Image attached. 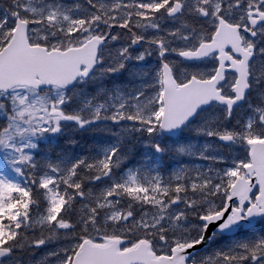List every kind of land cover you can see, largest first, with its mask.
<instances>
[{
	"label": "snow or ice",
	"instance_id": "snow-or-ice-1",
	"mask_svg": "<svg viewBox=\"0 0 264 264\" xmlns=\"http://www.w3.org/2000/svg\"><path fill=\"white\" fill-rule=\"evenodd\" d=\"M0 264H264V0H0Z\"/></svg>",
	"mask_w": 264,
	"mask_h": 264
}]
</instances>
